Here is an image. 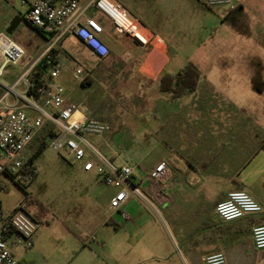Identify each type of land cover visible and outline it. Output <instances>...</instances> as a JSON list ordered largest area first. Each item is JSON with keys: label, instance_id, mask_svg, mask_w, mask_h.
<instances>
[{"label": "crops", "instance_id": "crops-1", "mask_svg": "<svg viewBox=\"0 0 264 264\" xmlns=\"http://www.w3.org/2000/svg\"><path fill=\"white\" fill-rule=\"evenodd\" d=\"M118 1L130 19L148 35L150 42L142 46L129 35L116 32L112 22L105 17L89 13L98 20V17L105 20L104 23L99 22L104 27L101 37L110 48L112 61L108 74L113 75V80L108 85L116 83L117 65L124 61L137 69L138 77L142 76L154 87V90L145 89L147 96L154 98H147L145 110L135 116L143 125H147L151 118L157 121L155 134L158 142L155 145L141 143L134 153L132 150L128 153L111 146L108 132L100 139V149L109 159L118 166L132 167V182L139 185L145 198L131 194L120 211L112 210L109 202L101 218L97 202L94 212L91 203L90 211L85 206L75 215L66 213L65 220L61 221L66 239L73 238L85 246L79 264H94L93 251L86 248L89 244L105 249L115 264H205L206 256L220 251L226 254L228 264H264V250L255 248L251 232L252 227L264 224V213L224 222L215 212L217 204L237 190L249 192L264 206V104L259 99L241 98L237 94L253 92L258 97L253 81L258 71L248 68L231 71L236 72L235 75L226 73L223 84H210V94L201 103L192 99L200 84L193 94L169 100L167 96L160 95V78L166 73L175 75L182 69L171 67L174 49L171 45L188 41L190 14L187 6L194 0ZM21 4L25 7L24 13L9 11L8 24L19 16L22 23L25 22L37 34L40 45L31 55L33 57L43 44L44 36L26 21L28 7ZM133 4L137 5L140 15L129 8ZM156 5L159 9L154 14L152 7ZM239 9L244 7L240 5L229 14L223 8L218 13L223 20H228ZM1 33H6V30ZM67 46L79 54L83 52L87 66L99 60L80 40L75 37L68 39L64 51L56 55L57 64L62 68L57 81L62 85L63 71L79 69L83 63L74 54H68ZM82 70L88 72L85 68ZM124 124H127V119ZM160 145V152L149 160ZM37 150L31 154L27 152L31 163ZM37 157L32 163L34 167ZM162 160L168 163V174L161 181L160 190L153 191L145 178ZM26 175L22 178L26 179ZM2 177L0 188H5L7 180ZM0 205L5 214H12L23 207L20 205L12 212H4L1 200ZM122 213L129 214L131 220L123 218ZM34 215L40 224L43 223L42 215L36 212ZM102 226H106L108 231L106 243L99 238ZM41 230L39 227L34 235L36 243ZM92 237L97 238L96 242H92Z\"/></svg>", "mask_w": 264, "mask_h": 264}, {"label": "rangeland", "instance_id": "rangeland-1", "mask_svg": "<svg viewBox=\"0 0 264 264\" xmlns=\"http://www.w3.org/2000/svg\"><path fill=\"white\" fill-rule=\"evenodd\" d=\"M236 1L244 9L234 12L228 20H223L218 13L219 10H223V7L209 9L197 0H194L192 4L189 2L188 6L185 5L189 9L191 21H188V41L171 45L174 48L171 67L183 68L192 62L201 69L203 76L199 91L192 96V99L198 103L210 94L208 90L211 83L213 85L224 83L226 73L235 75L236 72L231 71L252 68L258 71L257 75L253 76L258 97L253 92L237 94L241 98L259 99V102L264 104V0ZM133 5L129 8L137 16L140 15L137 5ZM152 8L155 14L159 6ZM9 11L14 14H23L25 7L19 0H0V33L9 26ZM98 18L104 23L103 18ZM142 35L145 38L148 37L143 32ZM12 37L27 52L24 64L38 49L39 37L25 22L19 26ZM66 51L82 60L80 69L85 68L88 71L81 74L79 78L76 76L77 69L63 71L60 80H64L66 97L70 102L85 103L90 111H93V115L108 125L111 146L117 147L120 151L127 150L128 153L132 150L131 152L134 153L141 143L148 142L155 145L157 121L151 118L146 122L147 125H143L135 116L141 110H145L147 98H154L147 96L148 93L145 91V89L154 90V87L143 80L142 76H137V69L130 66L128 62H119L115 73L116 83L108 85L113 80V75L108 74V71L112 69L110 54L106 59L91 62L87 66L84 64L86 61L83 52L79 54L68 46ZM2 62L0 54V65ZM21 70V65L8 66L2 81L11 83ZM126 119L127 124H124ZM131 119L132 123H130ZM100 139L102 138L92 140L104 154L100 149ZM161 147L162 145L157 151H153L149 160L156 157ZM37 148L38 143L34 142L28 153H33ZM35 168L37 175L32 180L18 177L12 180L6 176L2 177L7 180V187L0 188V200L4 212H12L22 205L33 216L35 212L43 216V223L40 224L42 230L37 243L33 237V248L25 250L22 247H12L16 260L18 264H79L85 246L80 245L73 238L66 239L61 221L65 220L66 213L71 212L75 215V212L85 206H88L90 211L91 203L93 212L98 205L101 218L106 212L105 207L117 190L101 183L95 172H83L80 164L76 163L71 156L65 153L57 154L48 147L37 157ZM95 202H97L96 205ZM105 227L102 226L99 232V238L104 243L108 233ZM92 245L89 244L86 248L93 251L91 255L94 256V264H115L110 253L99 246Z\"/></svg>", "mask_w": 264, "mask_h": 264}, {"label": "built area", "instance_id": "built-area-1", "mask_svg": "<svg viewBox=\"0 0 264 264\" xmlns=\"http://www.w3.org/2000/svg\"><path fill=\"white\" fill-rule=\"evenodd\" d=\"M10 1V0H9ZM27 5L26 21L41 31L44 42L39 51L24 64L26 50L12 36L0 34V178L4 175L22 178L32 170L27 152L42 135L47 136V147L57 154H67L83 167L85 172H95L99 181L117 189L110 201V208L120 211L130 195L145 198L139 185L132 182L133 169L118 166L104 155L93 142L103 138L108 125L93 115L85 103L70 102L65 89L57 80L62 68L56 63L41 85L33 83L38 66L52 64L59 51H64L65 42L75 37L84 43L92 55L99 60L106 59L110 48L102 39L104 27L90 12L105 17L116 32L127 34L145 46L149 37H137L132 19L118 0H19ZM213 9L226 8L231 13L239 4L236 0H198ZM126 17L131 25L125 29L121 19ZM22 66L21 72L11 83L2 78L8 66ZM77 69V78L83 74ZM168 174V163L162 160L147 174L146 180L153 191L160 190V184ZM215 212L224 222H232L249 215L264 213V206L245 190L232 191L217 204ZM123 218L131 216L122 213ZM40 227L38 219L24 207L12 214L2 212L0 205V264H18L12 247L33 248V237ZM252 238L257 250H264V224L252 227ZM92 242L97 238L92 237ZM205 264H228L224 252L205 257Z\"/></svg>", "mask_w": 264, "mask_h": 264}, {"label": "trees", "instance_id": "trees-1", "mask_svg": "<svg viewBox=\"0 0 264 264\" xmlns=\"http://www.w3.org/2000/svg\"><path fill=\"white\" fill-rule=\"evenodd\" d=\"M34 30L41 33V31L37 28L32 27ZM57 63V60L54 58L52 64L49 65L46 62L41 63L36 73L33 77V83L36 85H41L42 82L47 77L48 73L52 69V67ZM202 79V71L200 68L190 62L185 67H183L177 74H163L160 78L159 83V92L168 97L169 100H176L178 98H182L184 96H188L197 91L200 81ZM47 147V136L42 135L38 141V150L36 155L31 159L32 163L37 156H39L43 150ZM264 149V147H263ZM37 171L33 166L32 170L27 173L25 180H32L36 177Z\"/></svg>", "mask_w": 264, "mask_h": 264}, {"label": "water", "instance_id": "water-1", "mask_svg": "<svg viewBox=\"0 0 264 264\" xmlns=\"http://www.w3.org/2000/svg\"><path fill=\"white\" fill-rule=\"evenodd\" d=\"M22 23V18L17 16L15 17L11 22L10 25L8 26V28L6 29V33L10 36H12L18 29V27L20 26V24Z\"/></svg>", "mask_w": 264, "mask_h": 264}, {"label": "bare ground", "instance_id": "bare-ground-1", "mask_svg": "<svg viewBox=\"0 0 264 264\" xmlns=\"http://www.w3.org/2000/svg\"><path fill=\"white\" fill-rule=\"evenodd\" d=\"M121 22H122V24H123V26L125 27V29H128L129 27H130V25H131V22L126 18V17H124L123 16V18L121 19ZM134 27V29L136 30V36L137 37H139V38H144L143 37V35H142V31L140 30V28H139V25H134L133 26Z\"/></svg>", "mask_w": 264, "mask_h": 264}, {"label": "clouds", "instance_id": "clouds-1", "mask_svg": "<svg viewBox=\"0 0 264 264\" xmlns=\"http://www.w3.org/2000/svg\"><path fill=\"white\" fill-rule=\"evenodd\" d=\"M260 246L264 247V240L260 241Z\"/></svg>", "mask_w": 264, "mask_h": 264}]
</instances>
